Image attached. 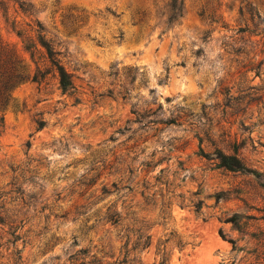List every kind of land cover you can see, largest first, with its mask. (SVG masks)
Masks as SVG:
<instances>
[{"label": "rangeland", "instance_id": "1", "mask_svg": "<svg viewBox=\"0 0 264 264\" xmlns=\"http://www.w3.org/2000/svg\"><path fill=\"white\" fill-rule=\"evenodd\" d=\"M0 46V264H264V0H0Z\"/></svg>", "mask_w": 264, "mask_h": 264}, {"label": "trees", "instance_id": "2", "mask_svg": "<svg viewBox=\"0 0 264 264\" xmlns=\"http://www.w3.org/2000/svg\"><path fill=\"white\" fill-rule=\"evenodd\" d=\"M168 7V16L172 14L174 15L176 9L175 2H173V4L172 2L171 4H168ZM39 45L45 51L47 62L49 63L52 74L56 76L59 89L64 93L68 88H71V81L68 74L56 59L55 56L57 53L51 43L49 41H43L42 38H40ZM38 77H41L39 71L36 72L31 81H36ZM27 80L28 77L25 76L24 70L22 66H20V61L17 59L13 51L6 46H0V103L6 102L8 93L17 87V85ZM221 164L226 168H232L228 163V160L224 157L221 159Z\"/></svg>", "mask_w": 264, "mask_h": 264}]
</instances>
